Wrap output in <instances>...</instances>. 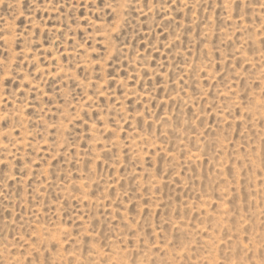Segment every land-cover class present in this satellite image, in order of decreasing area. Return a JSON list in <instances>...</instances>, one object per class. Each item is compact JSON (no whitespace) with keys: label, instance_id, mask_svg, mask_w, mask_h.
Here are the masks:
<instances>
[{"label":"rangeland","instance_id":"rangeland-1","mask_svg":"<svg viewBox=\"0 0 264 264\" xmlns=\"http://www.w3.org/2000/svg\"><path fill=\"white\" fill-rule=\"evenodd\" d=\"M0 264H264V0H0Z\"/></svg>","mask_w":264,"mask_h":264}]
</instances>
